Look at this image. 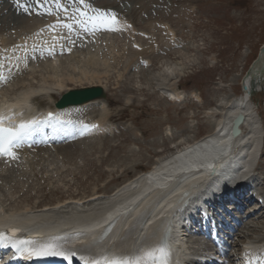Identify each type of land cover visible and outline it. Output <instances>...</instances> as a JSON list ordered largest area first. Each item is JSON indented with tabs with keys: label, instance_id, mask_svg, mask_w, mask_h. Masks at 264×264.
<instances>
[{
	"label": "rangeland",
	"instance_id": "1",
	"mask_svg": "<svg viewBox=\"0 0 264 264\" xmlns=\"http://www.w3.org/2000/svg\"><path fill=\"white\" fill-rule=\"evenodd\" d=\"M90 1L97 5L122 6L139 29L133 36L140 47H134L133 42L116 35L111 48L105 49L106 56H114L108 75L93 83L68 81L66 89L104 83L109 119L115 123L130 124L133 130L120 127L119 133L112 138L114 140L109 136L102 137L100 145H96L101 146L102 143V149L96 148L91 140L83 144L64 145L70 153L68 158L60 154L62 146L59 153L57 147L39 152L28 151L32 156L22 168L14 167L17 168V177L7 185L4 184L5 174L14 168L5 166L6 171L2 172L4 179L0 178V199L6 213L28 211L29 214L42 215L58 211L69 215L75 211L92 214L105 209L112 202H108L109 197L115 198L113 193L116 188L150 168L151 158L172 151L170 140L163 137L166 124L177 128L183 135L190 134L182 143L209 132L211 126L205 111L216 107L220 96L243 95L245 78L264 46V0ZM42 4V0H0V56L5 51H14L21 41H28L36 35L39 37L50 21L61 17L58 13L45 14L40 8ZM163 24L175 29L177 39H169ZM177 45L184 46L188 59L179 53L181 46ZM81 49L86 48L77 47L74 51L79 53ZM145 58L150 59L149 66L142 64ZM41 60L45 62V59L32 60L13 73L6 95L3 94L6 97L0 96V102L12 99L27 87H42L45 73L40 69ZM165 60L186 65L181 76L173 80L177 81L181 90L197 91L202 98L200 103L171 105L153 94L151 88H146L143 74L158 72ZM139 82L140 87L136 86ZM37 94L32 97L31 108L54 106L60 96ZM249 101L253 104V113L258 115L260 136L264 140V90L256 91ZM87 111L97 118L106 112L96 104L88 106ZM192 111L194 116L190 114ZM190 120L197 122L192 129L187 127ZM136 131L141 133V139L134 138ZM87 143L95 147L92 152L85 149ZM133 144L140 151L134 150ZM261 152L258 167L264 170V147ZM125 160L132 162L126 164ZM262 175L264 177V171ZM259 179V189L264 191V179ZM93 196L96 200L91 201ZM79 199L82 203L77 204ZM63 203L66 204L61 209H55ZM46 208L50 209L44 211ZM254 217L244 221L237 243L244 239L242 235H248L252 241H260L264 237V214Z\"/></svg>",
	"mask_w": 264,
	"mask_h": 264
},
{
	"label": "bare ground",
	"instance_id": "2",
	"mask_svg": "<svg viewBox=\"0 0 264 264\" xmlns=\"http://www.w3.org/2000/svg\"><path fill=\"white\" fill-rule=\"evenodd\" d=\"M88 9L93 13L91 18L77 16L75 21H66L63 23L57 22L56 24H51L49 27L44 29L39 37L32 39L38 43H33L29 47L26 46L27 48H24L21 51V54L17 53L18 60H20L23 59V55L26 57V55H28L30 52V54H35L34 48L42 46L44 50L49 53H54L55 56L48 60L45 58V62L41 60L43 64L41 65L40 69H42V71L45 73L42 87H39V89L27 87L25 90L18 93L14 99L5 100L4 102H2V100L0 102V116L4 117V115L14 107H16L17 110H23L24 107L29 105V101L32 95L35 93L53 92L56 94H62L66 90V83L68 81L93 83L94 81L101 80L100 78L103 76L105 77L108 75L112 64L110 62H114V56L111 57L112 54H110L109 57L106 56L105 49L108 50L109 47L111 48L112 39H114V37L117 35L116 33L103 32L104 35L101 36V38L104 37L103 39L106 41V45L101 46L99 42H96L94 44H87L85 50H79L80 54L75 52L76 50H73L72 53L68 55L69 57L66 56L61 58L60 55H56L59 51H62V46L67 43V40L75 38L78 32L81 34L88 33L90 36L93 33L100 32L97 29V26H95V24L98 23L94 22L92 19L98 15V13H96L97 9L92 7H88ZM165 28L166 35L169 36V39H176L174 29H172V27L168 24L165 25ZM134 32L135 28L131 30L128 28L127 30H124V34H119L117 36H120V38L123 37L127 41L134 43ZM98 44L100 47H98ZM177 46H181V48L178 50L179 53L188 59L187 55L189 54H186L183 50L184 46ZM147 63H150V59H147ZM184 66H186L184 63H173L165 60L163 62V67L158 72H148L143 74V84L146 85V88H151L150 90H152L153 94H156L158 97L164 99L168 104L174 103L179 106L186 102L195 101V98L200 101L201 97L197 91L186 92L184 90H180L177 87V81H174L175 78H179V76H181L180 74L182 73ZM252 80H255L257 83V88H264V52L262 53L258 62L255 64L253 73L245 78V83L250 85ZM140 82L138 84L136 83V86L139 85L140 87ZM163 88L172 90L179 101L167 99L161 90ZM248 98V91L245 92V95L243 94L240 97L234 95L218 97L216 100V107H211L209 110L205 111V116L209 120V126H211V129L206 135L188 142L182 143L181 141H183L185 137L187 138L190 134L186 133V135H183V133L179 132L177 128L170 124H166L164 127L163 137L167 140H170L173 150L167 154L164 153V155H161L160 157L151 158L152 165L150 168H148L146 171H141L133 178L129 179L128 181L126 180L123 186L116 188L113 195H116L117 197H109L108 202L111 200L112 202L107 207H105V209L95 213L92 212V214H80L75 212L69 215L61 214L58 211L47 212L50 214L42 215H33L32 213L25 214L21 211L18 213H6V211H2L3 207L5 206L0 199V226L10 223H19L20 225L26 227L33 226L41 228H62L64 226H71L75 223H79L77 224L76 228H80L85 231V234L81 239L89 240L92 237L98 235V232L106 227L107 224H109V222L116 217L119 218V220L112 229L111 236L102 244L95 245L92 248L94 250L105 248L110 252L118 250L120 252L132 254L133 244L135 241H137L136 239L143 238L144 242L141 244L139 252L141 254L144 252H152L153 262L157 259L155 245L157 240L161 237V231H159V228H161L163 222L162 220H164L160 219L158 214L174 213L175 216H178L179 214L181 215V212L178 211V200L184 191L191 193L197 190L200 191L207 179L210 178V175H213L212 172L216 174V179L213 178L215 179L213 182L215 184L207 187V189L212 192L209 193L207 198H211V196L215 194L213 193V187L217 184V179L220 181H225L226 177H230L231 175L234 176L235 173L238 174V176H236L237 178L235 179L234 184L240 180H246L244 178H248V180L253 178V182L256 181L255 187L259 189V178L261 177L264 179L262 175L264 170L258 167V162L261 159L263 140L260 136L261 124L257 119L258 115L253 113V104ZM92 104L100 105L104 110H106V112H102L104 115L101 119H99L104 131L102 134H95L90 138L84 139L77 143L82 142L83 144L86 140H91V142H93V144L96 146L100 145L99 142L102 137L109 136L111 137V140H114L112 138L114 135L119 133L120 127H123L124 129L128 128V130H130L129 125L127 124H123L121 126L120 124H116L114 122L111 123L108 121L110 112L107 108L108 105L106 104L105 100L96 99L83 105L88 106ZM71 111L72 108H68L63 112L70 113ZM239 112H245L247 118L241 126L243 129V135L234 139L231 136V126L234 118ZM194 113V111L190 112L192 116H194ZM17 115L19 114L17 113ZM24 116L25 114H21L20 117ZM4 121L5 123L8 122V120ZM56 124V122H52V125ZM196 124V121L190 120L187 124V127L192 129L196 126ZM134 138L136 139L140 137L137 133H134ZM93 144L87 143V145H85V149L88 150V152H92L95 148H92ZM133 145H130V147ZM96 148L102 149V143L101 146H96ZM82 149L84 152H87L84 150V148ZM133 149L138 150L139 148L137 145H134ZM44 150L46 149H41V151ZM61 150L62 151L60 154L63 157L68 158L70 156V153L67 151L66 147L62 146ZM27 154L28 155L25 154L26 157L23 154L24 161L30 159V156H32L30 153ZM20 162L21 161L16 162L12 165V167H16L17 164V166H20L21 168L23 163ZM130 162H132V160L126 161V164H129ZM5 166L7 167V165L0 162V170H2L0 171V178L2 179H4L2 172L4 170L6 171ZM188 173L189 176H186ZM16 175L17 168H14L13 170L10 169L8 173L5 174L7 178L5 177L4 184L7 185L9 181L16 179ZM184 176L185 178L179 180V177L181 178ZM247 183L244 182L243 187H247ZM231 185L232 183L228 184L227 186ZM205 186L206 184L204 185V189ZM215 189H217L216 186ZM11 190L12 189L10 187L9 191ZM258 192H263L261 197H264V191L258 190ZM162 193V198L157 199L158 195ZM145 194L146 197L139 203V199ZM0 195H2L1 190ZM221 197L219 199H221ZM211 199L213 201L215 200V197ZM203 202L204 201L199 202L198 200H193L190 207V209H192L190 214H195L199 209V205H201ZM148 204H150L151 207L145 211V216L143 215L137 224L133 223V218L138 216V214L142 212V209ZM253 206V208H251L252 211L256 213L257 217H262L264 214V211L262 210L264 208V204L256 203ZM258 206L262 207V211L257 209ZM189 216L190 215H188V217ZM51 220H54V223H52ZM187 220L188 219L184 220L182 217H180L178 221H175L174 230L176 233L174 232V236L171 240V243L174 244L175 252L178 251L181 245H184L187 249L188 245L184 244L185 241L183 242L180 240V235H182L180 227ZM127 228L129 231H127ZM125 235L126 237H124ZM121 236L124 237L122 242L117 240ZM249 242V249L255 251V253L259 252L257 248L258 242L252 240ZM187 256L188 254L186 253V257Z\"/></svg>",
	"mask_w": 264,
	"mask_h": 264
},
{
	"label": "snow or ice",
	"instance_id": "3",
	"mask_svg": "<svg viewBox=\"0 0 264 264\" xmlns=\"http://www.w3.org/2000/svg\"><path fill=\"white\" fill-rule=\"evenodd\" d=\"M83 3V0H81ZM94 22L110 26L116 22L115 15L111 17L105 15L103 12L92 18ZM70 50V49H69ZM52 116L51 113L48 114ZM4 117L0 116V153L13 155L11 152V146H19V143L33 130L32 126L37 124L38 121L31 120L28 122H21L18 126L4 127ZM92 127H96L93 125ZM191 193L184 191L179 200V205L183 206L190 201L187 199ZM114 222V220H113ZM19 229H11L9 234L4 231H0V247L11 248L15 250V253L24 257L27 260L45 258V257H63L66 260H70L71 257L76 255L75 250L65 246V242L59 237H53L43 243H37L32 239H17L15 234L19 232ZM95 241L86 246L80 255V259L83 264H152L153 253L139 251L133 254L127 253H111L102 252L96 254L92 252V247L95 245ZM160 257L158 264H169L168 253L163 247L159 248Z\"/></svg>",
	"mask_w": 264,
	"mask_h": 264
},
{
	"label": "water",
	"instance_id": "4",
	"mask_svg": "<svg viewBox=\"0 0 264 264\" xmlns=\"http://www.w3.org/2000/svg\"><path fill=\"white\" fill-rule=\"evenodd\" d=\"M105 96V91L102 86H88L83 88H75L65 93L62 99L57 103L58 106H65L68 104H77L92 100L97 97ZM246 115L240 112L233 121L232 137L236 138L242 134L240 125L245 121Z\"/></svg>",
	"mask_w": 264,
	"mask_h": 264
}]
</instances>
